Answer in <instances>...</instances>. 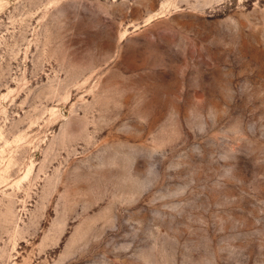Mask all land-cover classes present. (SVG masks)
<instances>
[{
	"label": "rangeland",
	"instance_id": "rangeland-1",
	"mask_svg": "<svg viewBox=\"0 0 264 264\" xmlns=\"http://www.w3.org/2000/svg\"><path fill=\"white\" fill-rule=\"evenodd\" d=\"M0 264H264V0H0Z\"/></svg>",
	"mask_w": 264,
	"mask_h": 264
}]
</instances>
